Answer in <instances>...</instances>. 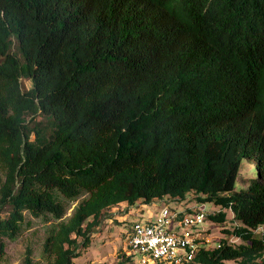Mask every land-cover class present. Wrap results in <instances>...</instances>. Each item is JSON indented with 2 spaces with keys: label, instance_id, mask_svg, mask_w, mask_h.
I'll use <instances>...</instances> for the list:
<instances>
[{
  "label": "trees",
  "instance_id": "1",
  "mask_svg": "<svg viewBox=\"0 0 264 264\" xmlns=\"http://www.w3.org/2000/svg\"><path fill=\"white\" fill-rule=\"evenodd\" d=\"M0 173V264L27 213L74 264L110 208L191 193L241 223L193 264H264V0H0Z\"/></svg>",
  "mask_w": 264,
  "mask_h": 264
},
{
  "label": "rangeland",
  "instance_id": "2",
  "mask_svg": "<svg viewBox=\"0 0 264 264\" xmlns=\"http://www.w3.org/2000/svg\"><path fill=\"white\" fill-rule=\"evenodd\" d=\"M26 85L27 87L30 86L29 83ZM37 121H43V118L39 117ZM256 163V158L244 160L239 172L240 176L236 181L237 191L251 184L252 178L256 175ZM0 178H2L1 173ZM193 195V193L188 194L184 201L166 198L163 202L155 201L149 205H142L143 202L139 201L133 206L124 203L110 208L105 212L101 225L91 233L89 246L86 249L79 247L81 255L74 259V264H132L130 257L132 253L127 244V233L130 231L131 225L136 221L145 222L149 217H155L162 206L178 209L198 207L203 208L207 214L221 210L213 203L199 202ZM80 201L66 203V214L61 221L67 222L72 217ZM225 212L227 219L224 224L205 221L202 225L203 229H207L205 235L209 239L208 249L217 247L222 239H227L229 243L234 245L241 243L240 240L230 234L234 227L241 226V223L234 220L231 211L225 210ZM26 221L29 222V226L23 229L16 240H5L4 264H22L27 250L32 251V258L37 264H46L42 256L45 239L51 228L60 221L46 222L43 218H33L28 213L26 214ZM261 232L262 229L260 228L256 233L260 235ZM77 241L80 244L82 239L78 238ZM227 264L241 263L230 261ZM256 264H262V262L258 261Z\"/></svg>",
  "mask_w": 264,
  "mask_h": 264
},
{
  "label": "built area",
  "instance_id": "3",
  "mask_svg": "<svg viewBox=\"0 0 264 264\" xmlns=\"http://www.w3.org/2000/svg\"><path fill=\"white\" fill-rule=\"evenodd\" d=\"M155 215L134 222L127 233L132 264H193L199 251L208 249L203 208L162 206Z\"/></svg>",
  "mask_w": 264,
  "mask_h": 264
},
{
  "label": "crops",
  "instance_id": "4",
  "mask_svg": "<svg viewBox=\"0 0 264 264\" xmlns=\"http://www.w3.org/2000/svg\"><path fill=\"white\" fill-rule=\"evenodd\" d=\"M166 200V198H164V199H162V200H157V199H155V200H153L152 202H155V201H160V202H163V201H165ZM122 204H124V203H122ZM136 204H138V202L136 203ZM150 204V203H149ZM149 204H142V205H149Z\"/></svg>",
  "mask_w": 264,
  "mask_h": 264
}]
</instances>
